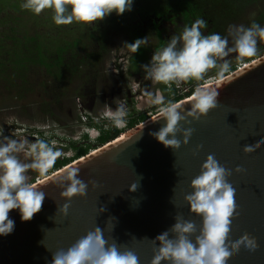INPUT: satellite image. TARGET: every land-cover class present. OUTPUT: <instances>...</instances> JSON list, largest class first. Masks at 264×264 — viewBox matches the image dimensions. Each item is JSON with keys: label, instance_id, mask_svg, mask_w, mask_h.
I'll list each match as a JSON object with an SVG mask.
<instances>
[{"label": "water", "instance_id": "water-1", "mask_svg": "<svg viewBox=\"0 0 264 264\" xmlns=\"http://www.w3.org/2000/svg\"><path fill=\"white\" fill-rule=\"evenodd\" d=\"M205 87L219 91V107L190 125L181 122L195 131L180 149L166 148L150 135L165 123L158 113L34 183L45 193L42 211L29 222H22L18 210L10 212L15 228L0 236V264H50L53 252L97 226L110 242L135 251L140 264H151L153 240L172 227L177 214L202 226V217L191 212L184 197L193 191L191 180L209 154L232 171L228 181L236 188L239 215L230 239L249 233L260 245L255 253L241 248L228 264H264V145L250 154L243 150L264 139V55ZM178 103L188 110L191 98ZM177 138L183 141L182 135ZM198 145H203L199 151ZM237 166L245 171L236 172ZM72 168L96 187L89 184L87 196L69 202L56 178ZM133 183H139L135 192ZM65 203L71 205L67 216L60 211Z\"/></svg>", "mask_w": 264, "mask_h": 264}, {"label": "clouds", "instance_id": "clouds-1", "mask_svg": "<svg viewBox=\"0 0 264 264\" xmlns=\"http://www.w3.org/2000/svg\"><path fill=\"white\" fill-rule=\"evenodd\" d=\"M132 7L133 0H23L20 4L21 10L37 16L45 10L51 11L57 26L73 23L91 25L103 21L113 12L122 16ZM206 28L204 19L185 24L182 31L173 34L165 46L155 49L151 61L143 65L144 79L164 85L169 93L173 85L180 88L182 84L197 82L188 110L172 99L166 100L159 91L153 97L152 103L158 106L159 120L165 123L159 131L150 135L166 148L178 150L182 143H189L195 129L184 128L181 122L190 125L219 107V91L202 87L199 82L211 70H215L219 80H224L231 70L228 57L234 54L237 63H243L257 56L258 45L264 44V26L255 21L247 27L229 25L225 36L218 33L205 35L202 30ZM142 44H147L146 38L137 39L134 43L125 42L134 52H138ZM126 115V106L120 103L115 112L108 114V119L113 127L120 128ZM178 134L183 136L182 142L177 138ZM60 139L59 147H56L55 141L39 137L31 144L11 137L0 140V236L14 231L15 221L10 218L11 211L18 210L22 222L31 221L42 211L45 193L29 182L28 172L31 170L40 177L49 175L62 156L60 147H67L63 142L65 136ZM261 145H264V139L245 145L243 150L250 154ZM202 148L203 145H198L197 151ZM21 153L29 162H22ZM235 171L239 173L245 169L237 166ZM79 173V168H72L56 178L62 189L61 197L69 202L74 197L87 196L89 184L96 187L95 181L86 183L79 178ZM231 175L232 171L221 165L214 154L207 156L200 174L191 180L193 191L184 197L191 212L202 217V226L198 228L195 222L177 214L172 227L153 240L155 247L151 264H163L165 261L168 264H228L241 248L250 253L259 249L257 238L249 233H244L237 240L230 239L233 219L239 215L236 188L228 181ZM138 186L139 183H133L130 191L135 192ZM70 206V203H65L60 211L67 216ZM50 264H140V261L135 251L126 245H118L115 239L110 242L105 238L104 230L97 226L67 248L61 247L53 252Z\"/></svg>", "mask_w": 264, "mask_h": 264}, {"label": "rangeland", "instance_id": "rangeland-1", "mask_svg": "<svg viewBox=\"0 0 264 264\" xmlns=\"http://www.w3.org/2000/svg\"><path fill=\"white\" fill-rule=\"evenodd\" d=\"M10 1L0 0V4H4L5 2L10 3ZM12 1L19 6V11L21 12L16 13L6 9L7 11L1 10L3 12L0 13V48L6 47V49H0V62L3 61L5 75H10L9 78L5 76L0 77V140H3L4 137H11L13 139L27 141L31 144L39 137L49 141H55L56 147H59L62 142L59 139L61 136L75 141L79 140L82 135L87 134L90 141L93 142L98 131L90 127L88 125L89 123L86 125L83 124L80 118V111L87 110L93 117L97 118V122L100 120L98 123L106 120V122H110L111 124V121L108 119V114L115 112L118 104H125V99H129L128 90L133 92L139 88L133 76H130L128 73L120 76L117 73L121 69L126 68V60L131 53L130 48L125 45V42H127L125 36H115V39L109 44V52L102 57V60L89 68L83 69L81 76L84 81L75 78V76H71L69 83L61 84L60 86L66 91V96L56 98L55 94H50L45 89L56 86L57 83L52 82L48 74H44L39 68L34 67L36 65L30 66V69H28L26 75L28 83L21 85L22 82L20 83V80L13 77V74L18 72L19 66L14 63L15 60H12L13 64L7 60L10 57L8 53H11L10 50L13 47L18 48L15 45L18 44L17 37L24 35V32H26V37L27 35H33L35 32H40V34L42 33L46 37L45 40L49 42H53L57 36L61 38H69V36L68 34H63V32L60 34L57 33L56 30L59 28L52 26L49 23L51 21L48 22L40 19V17L45 16L47 13L46 10L37 16L30 11L26 10L24 12L25 10H21L20 4L23 0ZM46 18L47 20L50 19L49 16L45 17V20ZM43 22L48 27H44V24L41 25ZM102 25H108L106 18L101 22H95L94 26L91 24L94 34L99 32L97 31V26L101 27ZM17 26L20 33L12 30L13 28H17ZM86 45L87 48L83 51V54H87L90 51V47H93L94 44L87 40ZM122 45L124 46L122 47ZM55 46L51 44L53 50ZM258 48L259 53L257 56L249 58L243 63H237L236 61L235 69L238 70V67L263 56L264 44H259ZM119 66H121L120 70ZM235 69L227 73L226 76L236 71ZM10 82L16 83L14 85V83ZM121 87L124 90L118 93L116 89ZM78 93L85 94L86 100L84 102L83 99L77 96ZM149 99L152 100V97ZM138 104L140 107L147 105L144 104V99H141V97L138 99ZM148 104L150 106L153 105L151 102ZM46 109H50L51 112H43ZM158 113V111L154 112L149 117ZM103 117L106 119H103ZM124 125L125 123L120 128H124ZM60 150L62 152L61 157H71L74 153L72 150L66 149L65 146L60 147ZM20 159L22 162H29L23 153L20 154ZM50 175L40 177L31 170L28 172L30 183H33V181L36 183Z\"/></svg>", "mask_w": 264, "mask_h": 264}, {"label": "trees", "instance_id": "trees-1", "mask_svg": "<svg viewBox=\"0 0 264 264\" xmlns=\"http://www.w3.org/2000/svg\"><path fill=\"white\" fill-rule=\"evenodd\" d=\"M11 1L10 3L5 2L4 4H0V13L3 12L1 10L6 9H8V11L12 10L16 13L21 12L19 11V6ZM164 1L167 2L164 4ZM181 1L193 5V0ZM192 5H182V7L185 10L188 8L193 9ZM165 6L174 7V0H133V7L130 12H125L122 16H118L113 12L110 16L106 17L108 22L107 26H97V31H99L97 34H94L91 25H81L76 23L66 25L67 31L65 32L61 26H56V24L53 23L52 17H50L49 21L51 22L49 23L52 24V26L59 28L56 32L59 34L62 32L63 34H68L69 38H61L57 36L53 42H49L48 40H45L46 37L39 32H35L33 35H27V37L25 35L26 32H24V35L18 36L17 40L19 45L15 44L18 48L13 47L12 50H10L11 53H8L10 57L7 59L12 64V60H15L14 63L19 66L18 72L13 74V77L20 80V83L22 82L21 85L28 83L26 80L28 69H30V66L36 65L34 67L39 68L44 74H48L51 81L57 83L56 86L48 87L45 90L49 91L50 94H55L56 98H63L66 96V91L60 85L69 83L71 76H75V78L81 80L83 69L99 63L102 60V57L109 52V42H111V39H114V35L117 32L125 33L124 36L130 37L131 43H134L137 39H134L131 34L138 31L137 24L142 22L139 20L140 15L144 17L148 12H151L150 10L154 8L160 9ZM179 7H181V5H179ZM46 11L47 13L45 16H42V18L40 17L41 20L44 19V21H47V18L45 20V17L51 15L48 10ZM24 12H26V10ZM133 12L135 13V16L132 15ZM133 21L136 22V26L133 24ZM43 24L44 27H48L46 23L43 22L41 25ZM12 30L16 33H20L18 26ZM142 36L143 35L139 36L140 39H143ZM21 38L23 39L21 40ZM87 40L94 45L93 47H90V51L87 54H83V51L87 48ZM51 44L56 45L54 50L51 48ZM0 49H6V47H1ZM146 60L147 50L144 45L142 47L140 46L139 51L135 52L131 59L129 58L133 68H136L137 65L143 64ZM3 66V61H1L0 77L5 76L6 78H9L10 75H5V69H3ZM21 79L23 80L21 81ZM82 81H84V79H82ZM16 82L10 83H14L15 85ZM77 96L83 99V102L86 100L84 93H78ZM180 100V98L174 99L175 102ZM43 112H51V110L46 109ZM148 118L149 117L146 116H140L129 119L126 123V127L130 130ZM88 125L97 129L99 132L95 140L93 142L90 141L87 134L82 135L79 140H71L67 147L74 152L73 155L71 157L58 158L49 174L68 166L79 158L89 154L91 151L108 144L125 132L122 128L113 127L112 124L106 122V120L101 121L100 123L89 122ZM34 182L35 181H33V183Z\"/></svg>", "mask_w": 264, "mask_h": 264}, {"label": "flooded vegetation", "instance_id": "flooded-vegetation-1", "mask_svg": "<svg viewBox=\"0 0 264 264\" xmlns=\"http://www.w3.org/2000/svg\"><path fill=\"white\" fill-rule=\"evenodd\" d=\"M166 2L167 1H164V4ZM174 5V7L165 6L160 9L154 8L150 10L151 12L144 15V17L140 15L139 20L142 22L137 24L138 31L131 34L134 39H138L141 35H143L142 38L147 39V44L144 45L147 50V60L143 64L137 65L136 68H133L129 58L131 59L135 52L130 49L131 53L126 60V68L117 72L120 76H124L125 73L133 76L134 81L139 86L137 90H132L133 92L128 90L129 99H125L127 115L125 117V126L122 128L125 131L128 130L126 123L129 119L140 116L149 117L150 114L158 111V106L154 104L150 106L148 104L150 102L152 103L153 97L158 91L159 94L163 95L166 100H174L175 98L183 100L184 98H188L192 95L197 82L193 81L182 84L180 88H176V86L173 85L172 92L169 93L164 85L153 84L150 80L144 79L145 73L143 71V65L148 64L151 61V57L155 49L165 46L173 34L182 31L185 24H191L196 19H204L207 22V28L202 30L205 35L218 33L222 36L227 35L229 25L242 24L247 27L250 26L253 21L259 23L261 26L264 25V0H193V5L188 2H182L181 0H174ZM179 5H181V7H179ZM182 5H192L193 9L188 8L185 10ZM50 14L49 18L52 17L51 11ZM132 15L135 16V13L133 12ZM47 21L49 22V19ZM133 24L136 26L135 21H133ZM94 25L95 23L92 24V26ZM61 28L64 29L65 32L67 31L66 25L61 26ZM124 34L125 33L123 32H117L114 35V39L115 36ZM125 39L127 40V43H131L130 37H125ZM112 41L113 39H111V42ZM111 42H109V44ZM123 46L124 45H122V47ZM142 46L143 45H141V47ZM228 59L231 61L230 71H233L236 67L235 55L233 54L228 57ZM120 67L121 66H119V70ZM215 79H218L215 74V70H211L206 75V78L199 82L200 86H206L208 80L212 81ZM123 90V87L116 89L118 93L123 92ZM139 97L144 99V104L147 105L140 107L138 104ZM151 97L152 100L149 99ZM82 106H84V104H82ZM70 141L71 140H69V138L63 140L66 146H69ZM66 149H68V147H66Z\"/></svg>", "mask_w": 264, "mask_h": 264}, {"label": "built area", "instance_id": "built-area-1", "mask_svg": "<svg viewBox=\"0 0 264 264\" xmlns=\"http://www.w3.org/2000/svg\"><path fill=\"white\" fill-rule=\"evenodd\" d=\"M248 64V63H247ZM247 64H244L243 66H240V67H238L237 69L238 70H240V69H242L243 67H245V66H247ZM236 70V69H235ZM237 71V70H236ZM219 79H215V80H212V81H210V80H208L207 81V84L206 85H208V84H211V83H214V82H217ZM205 87V86H204ZM192 97V95L190 96V97H188V98H184L183 100H187V99H190ZM80 118L82 119V122H83V124H88L89 122H97L96 120H97V118H95V117H93L91 114H90V112H88L87 110H84V111H80ZM102 119V118H101ZM100 121V120H99ZM98 121V122H99ZM125 126V125H124Z\"/></svg>", "mask_w": 264, "mask_h": 264}, {"label": "bare ground", "instance_id": "bare-ground-1", "mask_svg": "<svg viewBox=\"0 0 264 264\" xmlns=\"http://www.w3.org/2000/svg\"><path fill=\"white\" fill-rule=\"evenodd\" d=\"M244 68V67H243Z\"/></svg>", "mask_w": 264, "mask_h": 264}]
</instances>
